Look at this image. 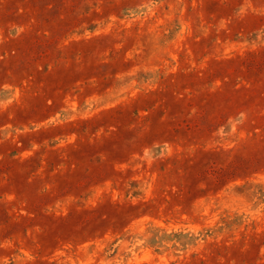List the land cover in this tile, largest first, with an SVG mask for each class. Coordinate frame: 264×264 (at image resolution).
Segmentation results:
<instances>
[{
	"label": "rangeland",
	"instance_id": "1",
	"mask_svg": "<svg viewBox=\"0 0 264 264\" xmlns=\"http://www.w3.org/2000/svg\"><path fill=\"white\" fill-rule=\"evenodd\" d=\"M0 264H264V0H0Z\"/></svg>",
	"mask_w": 264,
	"mask_h": 264
}]
</instances>
